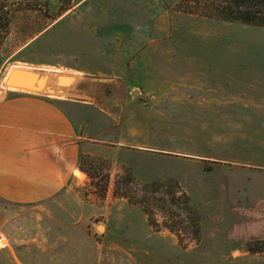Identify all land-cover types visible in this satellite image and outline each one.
<instances>
[{"label":"rangeland","instance_id":"1","mask_svg":"<svg viewBox=\"0 0 264 264\" xmlns=\"http://www.w3.org/2000/svg\"><path fill=\"white\" fill-rule=\"evenodd\" d=\"M67 1L53 17L59 0H0V82L14 66L82 77L68 100L97 177L78 171L84 186L39 207L0 201V264H264V249L228 253L264 236V113L233 95L264 101V28L184 0ZM209 88L225 94L218 113Z\"/></svg>","mask_w":264,"mask_h":264},{"label":"crops","instance_id":"2","mask_svg":"<svg viewBox=\"0 0 264 264\" xmlns=\"http://www.w3.org/2000/svg\"><path fill=\"white\" fill-rule=\"evenodd\" d=\"M255 71L253 67V73ZM209 89L201 98L217 100L208 110L218 113L217 109L225 108V102H221L226 99L225 94ZM233 95L246 100L244 106L248 107L242 109L253 111V115L264 113L260 111L264 109L263 98L258 99L260 96ZM73 102L0 89V201L17 207H39L74 185H85L76 173L81 172V156L95 154L96 146L91 147L83 136L82 122L73 114L77 106ZM239 103L242 102L237 101ZM173 149L171 145V154L184 156L185 153ZM203 226L204 221V233ZM262 240L264 236L256 239ZM248 243H254L253 238L228 253L241 255L240 250H244V255L253 257L246 249ZM221 259L226 264L227 253L224 252Z\"/></svg>","mask_w":264,"mask_h":264},{"label":"trees","instance_id":"3","mask_svg":"<svg viewBox=\"0 0 264 264\" xmlns=\"http://www.w3.org/2000/svg\"><path fill=\"white\" fill-rule=\"evenodd\" d=\"M66 2L67 0H59V10L53 15V17L60 15L64 11H66ZM193 0H184L181 7L187 6V9L183 10L186 13L193 14L194 12H198L197 10H204V14L202 16L210 19H215L222 22L229 23H240L247 26H254L264 28V0H194V6L189 7V3L192 4ZM39 5L38 3L34 4ZM195 9V10H194ZM6 15V14H5ZM8 23L7 17L3 15V11H0V32L6 33L8 31ZM87 164H90L91 168L87 167ZM94 167V168H92ZM80 168L83 172L87 173L90 178L94 179L97 177L96 168L94 164V160L89 156H81L80 160ZM95 170V171H94ZM130 180H133L132 175L129 176ZM174 185V189L180 191V187L176 182H172ZM96 187H100L99 184ZM149 188H153L155 191H160L166 187L165 183L155 182L148 186ZM105 191L104 187L101 186V192ZM104 197V195H103ZM126 198V196H124ZM183 203L185 205V210L189 215L192 216V227L195 235V239L197 242L200 241L201 237V227H200V216L196 210H194L190 205V199L185 193H181L180 197L175 200V203L180 204ZM257 245L264 244V240L256 241L255 243H248L246 249L249 252H259L264 248H256Z\"/></svg>","mask_w":264,"mask_h":264},{"label":"water","instance_id":"4","mask_svg":"<svg viewBox=\"0 0 264 264\" xmlns=\"http://www.w3.org/2000/svg\"><path fill=\"white\" fill-rule=\"evenodd\" d=\"M84 79L76 74L14 66L6 73L2 88L11 92L26 93L49 98L74 100L83 97L79 87ZM139 93L133 94L138 99Z\"/></svg>","mask_w":264,"mask_h":264},{"label":"bare ground","instance_id":"5","mask_svg":"<svg viewBox=\"0 0 264 264\" xmlns=\"http://www.w3.org/2000/svg\"><path fill=\"white\" fill-rule=\"evenodd\" d=\"M2 82H3V80H1V82H0V87H1V85H2ZM77 173H78V172H77ZM77 173H76V174H77ZM3 243H4V242H3Z\"/></svg>","mask_w":264,"mask_h":264}]
</instances>
